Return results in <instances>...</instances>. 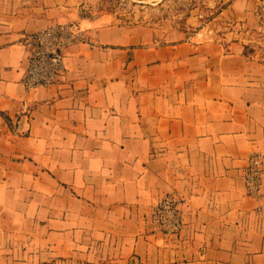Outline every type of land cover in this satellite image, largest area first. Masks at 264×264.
Returning <instances> with one entry per match:
<instances>
[{
	"label": "crops",
	"instance_id": "obj_1",
	"mask_svg": "<svg viewBox=\"0 0 264 264\" xmlns=\"http://www.w3.org/2000/svg\"><path fill=\"white\" fill-rule=\"evenodd\" d=\"M259 0H200L182 26L100 24L82 0H0V264H264V24ZM204 20L200 16H206ZM64 51L27 91L22 38L55 23ZM184 195L183 227L149 221Z\"/></svg>",
	"mask_w": 264,
	"mask_h": 264
},
{
	"label": "built area",
	"instance_id": "obj_2",
	"mask_svg": "<svg viewBox=\"0 0 264 264\" xmlns=\"http://www.w3.org/2000/svg\"><path fill=\"white\" fill-rule=\"evenodd\" d=\"M86 43L97 47L82 27L71 22L49 25L22 38L28 54V63L22 80L29 91L47 88L55 84L64 71V51L76 44ZM263 155L253 153L242 170L245 193L251 198L263 197ZM184 195L167 194L151 206L150 223L166 236H176L183 227L181 206L186 203Z\"/></svg>",
	"mask_w": 264,
	"mask_h": 264
},
{
	"label": "rangeland",
	"instance_id": "obj_3",
	"mask_svg": "<svg viewBox=\"0 0 264 264\" xmlns=\"http://www.w3.org/2000/svg\"><path fill=\"white\" fill-rule=\"evenodd\" d=\"M200 0H82L81 15L100 24L140 23L182 26ZM258 20L264 24V0L256 1ZM209 16H200L201 20Z\"/></svg>",
	"mask_w": 264,
	"mask_h": 264
}]
</instances>
